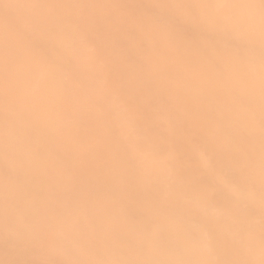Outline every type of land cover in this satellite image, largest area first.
Returning a JSON list of instances; mask_svg holds the SVG:
<instances>
[{"label": "rangeland", "instance_id": "374dc122", "mask_svg": "<svg viewBox=\"0 0 264 264\" xmlns=\"http://www.w3.org/2000/svg\"><path fill=\"white\" fill-rule=\"evenodd\" d=\"M0 264H264V0H0Z\"/></svg>", "mask_w": 264, "mask_h": 264}, {"label": "bare ground", "instance_id": "6f19581e", "mask_svg": "<svg viewBox=\"0 0 264 264\" xmlns=\"http://www.w3.org/2000/svg\"><path fill=\"white\" fill-rule=\"evenodd\" d=\"M230 173H231V170H230ZM205 236H206V241H205L203 246L208 252H211V239L213 237V232L211 230L207 231ZM73 257H75V256H73Z\"/></svg>", "mask_w": 264, "mask_h": 264}]
</instances>
